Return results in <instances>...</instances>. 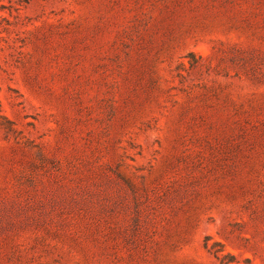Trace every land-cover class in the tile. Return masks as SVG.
<instances>
[{"label": "rangeland", "instance_id": "374dc122", "mask_svg": "<svg viewBox=\"0 0 264 264\" xmlns=\"http://www.w3.org/2000/svg\"><path fill=\"white\" fill-rule=\"evenodd\" d=\"M0 264H264V0H0Z\"/></svg>", "mask_w": 264, "mask_h": 264}]
</instances>
